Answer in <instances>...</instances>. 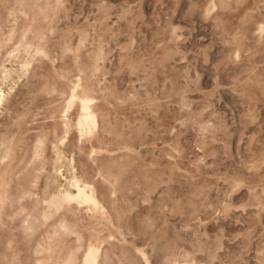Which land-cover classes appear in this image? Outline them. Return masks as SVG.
<instances>
[{
	"label": "rangeland",
	"instance_id": "374dc122",
	"mask_svg": "<svg viewBox=\"0 0 264 264\" xmlns=\"http://www.w3.org/2000/svg\"><path fill=\"white\" fill-rule=\"evenodd\" d=\"M0 264H264V0H0Z\"/></svg>",
	"mask_w": 264,
	"mask_h": 264
},
{
	"label": "bare ground",
	"instance_id": "6f19581e",
	"mask_svg": "<svg viewBox=\"0 0 264 264\" xmlns=\"http://www.w3.org/2000/svg\"><path fill=\"white\" fill-rule=\"evenodd\" d=\"M1 98V97H0Z\"/></svg>",
	"mask_w": 264,
	"mask_h": 264
}]
</instances>
